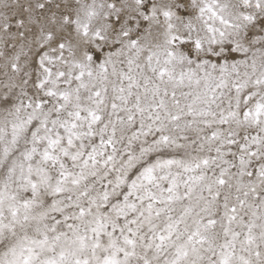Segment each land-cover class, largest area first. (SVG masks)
<instances>
[{
  "label": "snow or ice",
  "instance_id": "obj_1",
  "mask_svg": "<svg viewBox=\"0 0 264 264\" xmlns=\"http://www.w3.org/2000/svg\"><path fill=\"white\" fill-rule=\"evenodd\" d=\"M0 264H264V0H2Z\"/></svg>",
  "mask_w": 264,
  "mask_h": 264
},
{
  "label": "clouds",
  "instance_id": "obj_2",
  "mask_svg": "<svg viewBox=\"0 0 264 264\" xmlns=\"http://www.w3.org/2000/svg\"><path fill=\"white\" fill-rule=\"evenodd\" d=\"M0 2H2V0H0ZM221 2H224V0H221ZM200 35H202L205 39H207V35H208L207 33L201 31Z\"/></svg>",
  "mask_w": 264,
  "mask_h": 264
}]
</instances>
